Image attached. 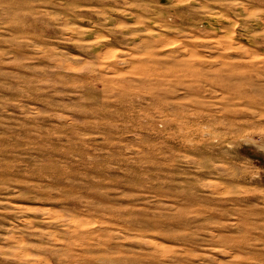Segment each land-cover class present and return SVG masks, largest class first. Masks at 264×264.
<instances>
[{
	"label": "rangeland",
	"instance_id": "374dc122",
	"mask_svg": "<svg viewBox=\"0 0 264 264\" xmlns=\"http://www.w3.org/2000/svg\"><path fill=\"white\" fill-rule=\"evenodd\" d=\"M0 264H264V0H0Z\"/></svg>",
	"mask_w": 264,
	"mask_h": 264
},
{
	"label": "bare ground",
	"instance_id": "6f19581e",
	"mask_svg": "<svg viewBox=\"0 0 264 264\" xmlns=\"http://www.w3.org/2000/svg\"><path fill=\"white\" fill-rule=\"evenodd\" d=\"M179 128V127H178Z\"/></svg>",
	"mask_w": 264,
	"mask_h": 264
}]
</instances>
